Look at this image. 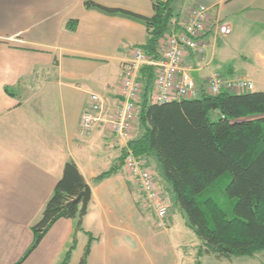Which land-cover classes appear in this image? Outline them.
<instances>
[{
  "label": "crops",
  "instance_id": "obj_1",
  "mask_svg": "<svg viewBox=\"0 0 264 264\" xmlns=\"http://www.w3.org/2000/svg\"><path fill=\"white\" fill-rule=\"evenodd\" d=\"M84 1L0 0V264L17 263L32 243L31 226L69 159L90 187L81 229L78 219H58L19 264H59L74 234L68 264H79L87 233L94 237L87 264H194L197 241L187 247L185 229L173 210L186 225L183 213L173 204L153 156L143 159L169 201L164 228L157 226L156 213L143 202L135 177L122 164V145L108 123L97 124L88 134L79 132L89 93L101 94L106 115L113 114L122 64L147 38L143 22L88 9ZM89 1L153 15L151 0ZM197 4L208 7L201 36L207 54L202 59L198 50L187 49L182 64L203 87L217 71L248 77L252 91H264V0H174L175 29ZM217 21L230 27L221 40L212 31ZM166 45L163 36L158 54ZM136 128L137 120L133 138L141 133ZM111 166L115 172L93 182ZM201 264H264V251L230 259L203 256Z\"/></svg>",
  "mask_w": 264,
  "mask_h": 264
},
{
  "label": "trees",
  "instance_id": "obj_2",
  "mask_svg": "<svg viewBox=\"0 0 264 264\" xmlns=\"http://www.w3.org/2000/svg\"><path fill=\"white\" fill-rule=\"evenodd\" d=\"M151 1L150 17L89 0L84 6L143 22L147 38L141 47L148 56L157 58L158 41L178 26V14L172 7L174 0ZM67 27L74 28L69 23ZM141 77L144 88L137 117L141 133L129 141V147L137 156H153L158 163L173 204L182 211L197 239L194 264H201L203 256L230 259L263 252L264 91L202 93L196 98L153 104L148 103L152 69L144 66ZM115 171L116 166H111L93 182ZM225 173L230 179L222 195H208L206 191ZM85 185L75 162L67 160L40 217L31 226L33 241L15 264L26 259L58 219H78V194ZM220 198H224L225 208ZM77 229H81L80 224ZM93 240L87 233L79 264H87ZM75 244L74 234L59 264L69 263Z\"/></svg>",
  "mask_w": 264,
  "mask_h": 264
},
{
  "label": "built area",
  "instance_id": "obj_3",
  "mask_svg": "<svg viewBox=\"0 0 264 264\" xmlns=\"http://www.w3.org/2000/svg\"><path fill=\"white\" fill-rule=\"evenodd\" d=\"M208 7L197 4L191 8L179 29L173 28L165 37L167 45L157 58L148 56L141 46L132 49L131 56L122 64V78L117 96V106L112 115H106V99L99 93H89V105L81 113L79 132L88 134L97 124L108 123L111 132L122 145V163L135 177L142 200L158 218L157 226L165 227L164 218L169 207L168 199L157 186L154 177L142 157L133 153L129 141L133 138V125L137 120L144 83L141 69H152V86L148 103H164L172 100L196 98L202 93L218 94L223 91L238 93L253 89V82L244 76L229 77L214 71L206 79L204 87L193 78L183 62L184 51L198 50L204 59L205 44L201 36L206 29ZM215 36L230 31L227 24L214 22Z\"/></svg>",
  "mask_w": 264,
  "mask_h": 264
},
{
  "label": "rangeland",
  "instance_id": "obj_4",
  "mask_svg": "<svg viewBox=\"0 0 264 264\" xmlns=\"http://www.w3.org/2000/svg\"><path fill=\"white\" fill-rule=\"evenodd\" d=\"M174 7L176 8V5H174ZM221 35H218L217 38L218 40H221ZM207 50L205 49L204 55H206ZM204 74H206L208 72V68L209 66L205 65L204 66ZM254 90V89H253ZM138 121V119H137ZM139 128H136L135 132H138ZM230 179V175L228 173H225L217 182H215L207 191L206 193L208 195H212V196H218L222 195V191L223 188L225 186V184L228 182V180ZM220 204L223 205L222 207L225 208V200L224 198H220ZM179 209V208H178ZM174 215H175V219L178 221V223L180 224L181 227H183L184 230V241L187 243V247L191 248L194 246V243L197 241L193 231L187 227L186 225H184V220L182 221L180 215L178 214V210L176 208H174ZM230 211V210H229Z\"/></svg>",
  "mask_w": 264,
  "mask_h": 264
},
{
  "label": "water",
  "instance_id": "obj_5",
  "mask_svg": "<svg viewBox=\"0 0 264 264\" xmlns=\"http://www.w3.org/2000/svg\"><path fill=\"white\" fill-rule=\"evenodd\" d=\"M90 197V187L88 184L85 185L84 189L78 194V198H80V208L78 212V224L81 223L82 217L86 212L87 202Z\"/></svg>",
  "mask_w": 264,
  "mask_h": 264
}]
</instances>
